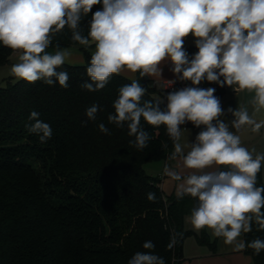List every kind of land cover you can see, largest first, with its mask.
Returning <instances> with one entry per match:
<instances>
[{"label": "clouds", "instance_id": "clouds-1", "mask_svg": "<svg viewBox=\"0 0 264 264\" xmlns=\"http://www.w3.org/2000/svg\"><path fill=\"white\" fill-rule=\"evenodd\" d=\"M98 4L101 0H0V43L19 53L12 75L50 86L58 81L67 88L69 74L57 69L69 53L58 44L54 52L47 51L54 34L67 26L74 42L95 46L86 68L90 79L81 85L89 92L103 89L113 74L125 70L141 77L159 76L161 63L170 60L172 71L182 73L179 79L192 85L206 79L253 94L247 105L229 108L234 119L225 122L219 119L223 109L214 88L186 87L169 93L166 110H161L159 100L141 104L146 89L134 79L119 89L114 113L107 119L117 127L127 122L128 135L134 137L130 143L139 150L151 139L141 126L142 118L153 127L166 126L172 158L179 157L184 169L191 170L186 175L167 171L178 182V199L197 198L187 221L196 231L211 230L237 251L248 247L259 255L264 240L245 243L239 237L251 232L253 224L264 229V185L257 186L264 153L243 146L237 133L246 127L253 133L264 128V119L257 120L264 113V0H102V10L92 14L85 35L81 21ZM190 34L198 48L191 60L183 47ZM98 109L94 104L86 110L89 120L96 119ZM28 119L33 123L25 127L40 142L51 138L50 125L39 119L38 112H31ZM186 121L204 129L195 143L185 145L181 138L187 130L180 126ZM98 127L110 134L104 123ZM148 199L155 201V193H148ZM142 247L152 250L155 245L146 241ZM128 264H165V260L144 251L135 253Z\"/></svg>", "mask_w": 264, "mask_h": 264}, {"label": "trees", "instance_id": "trees-1", "mask_svg": "<svg viewBox=\"0 0 264 264\" xmlns=\"http://www.w3.org/2000/svg\"><path fill=\"white\" fill-rule=\"evenodd\" d=\"M97 10H102V0L81 21L85 35ZM71 36L65 26L47 50L54 52L58 44L63 50L83 52V66L63 64L57 69L69 74L67 88L43 80L9 82L0 88V264H128L135 253L144 251L163 257L165 264H180L183 243L192 236L216 252V241L211 243L205 232L198 236L185 229L197 198L167 197L160 178L146 172V165L173 160L166 126L153 127L142 118L141 126L151 139L139 150L130 143L134 137L128 135L127 122L123 127L109 124L119 89L132 80L113 74L103 89H83L95 46L86 48ZM185 49L198 52L197 47ZM13 53L0 43V67ZM135 80L146 89L141 104L159 100L160 109L166 110L163 89L139 72ZM223 90L224 85L214 95L221 97ZM94 104L99 106L96 119L89 120L86 110ZM33 111L52 129L46 142L25 127L33 123L28 119ZM100 123L110 134L99 130ZM262 185L261 169L257 186ZM150 192L155 201L148 199ZM257 238L264 240V229L253 224L245 243ZM146 241L155 248L144 249ZM247 254L253 264H264V250L255 255L247 247Z\"/></svg>", "mask_w": 264, "mask_h": 264}, {"label": "rangeland", "instance_id": "rangeland-1", "mask_svg": "<svg viewBox=\"0 0 264 264\" xmlns=\"http://www.w3.org/2000/svg\"><path fill=\"white\" fill-rule=\"evenodd\" d=\"M193 37L194 36L190 34L188 37L184 38L183 47L185 51H187L185 48H188L189 43L193 41ZM64 50L69 53L64 64L71 65V66H83L85 64V58H84V54L82 51H80L79 49H64ZM93 51L94 49L91 51V53ZM18 57H19V53L17 51H14V53L10 57L9 63L0 67V88L7 87L9 82L16 83L20 81V79L15 78L11 73V66L19 62ZM172 67L173 65L171 61L165 60L160 65L161 74L159 76H147V77L151 80L152 83H155V82L161 83L163 80L177 79L178 74H175L172 71ZM119 74L130 80L135 77V73H131L126 70L122 71ZM158 88L162 90L163 86L159 85ZM225 89H226V92L219 99L221 103V107L223 109V114L221 115L219 119L225 122H231L234 119V117L232 116L230 112H228V109L232 108L233 110H235L237 107L241 105H247L248 101L251 99V96L253 94L248 93V92H236L233 87H229L227 85ZM167 95L168 94H166V99H167ZM259 119H264V113H261L260 115L257 116V120ZM180 127L182 129L187 130L183 132L182 138H181V143L185 145L187 144V141H189V143H195L197 134L204 129L203 125L200 127H196L189 121H186L185 124L181 125ZM230 130L235 131L234 129H230ZM237 134L241 136V142L243 146H245L249 150L255 148L256 152L258 153H264V128H261L259 133H253L249 128L246 127L244 129H241ZM188 150H189L188 147L184 148L185 153H187ZM172 162H175V159ZM176 162H177L176 169L178 170L179 173H181V175H186L189 171H191V170L184 169L183 162L181 159H179V157H177ZM165 168L166 167L164 163L149 164V165H146V172L154 177H157L161 174L166 173L168 170H171L169 168L165 170ZM261 169H262V178H263V183H264V164H262ZM159 178L162 183V179H161L162 177H159ZM169 181L171 182L173 180H169ZM167 183L169 184V182ZM165 188H167V185L165 186ZM172 196H176V195L173 194ZM186 227L190 231H193L194 233H196L198 236H202V234L205 232L211 243L216 241L215 245H216L217 251L221 248L222 250L223 249L226 250V254L223 255V259L219 260L218 264H221L220 261H222V264H253V259L251 258L250 255L247 254V247H245L242 250L237 251L234 249V246L227 245L224 242H222L223 238H217L213 236L211 233V230L207 228L201 229L200 231H196L191 226V224L187 221V219H186ZM244 237H245V233H242L239 239L245 241ZM190 241H194L195 243L193 251H202V253L203 252L212 253L211 248L209 247L203 248L204 246L203 247L200 246L197 242V239L187 238L183 243V247H184L183 258L184 259L190 258L188 255V249H187L188 243ZM188 263L187 261H184L181 264H188ZM208 263L206 260H203V264H208ZM191 264H199V263L197 261H194ZM213 264H216V262H213Z\"/></svg>", "mask_w": 264, "mask_h": 264}, {"label": "crops", "instance_id": "crops-1", "mask_svg": "<svg viewBox=\"0 0 264 264\" xmlns=\"http://www.w3.org/2000/svg\"><path fill=\"white\" fill-rule=\"evenodd\" d=\"M188 47H196V38L195 37H193V41H191V43H189ZM133 79H135V77ZM133 79H131V80H133ZM164 81H166V80H163L161 83L155 82V83H153V85L156 84L157 87H158L159 85H163ZM225 87H226V84L224 85V90H223L224 92L221 95V97L226 92ZM221 97H219V99ZM176 159H175V162H172L174 159L171 160V161L169 160V161L163 162L165 164V167H166L165 170L169 168L171 170H175V171L178 172V170L176 169V167H177ZM157 177H162L161 178L162 179L161 188H162L164 194L167 197H171L173 194H175L177 183H176V181H171V182L169 181V180H171V178L167 175V172L164 173V174H161V175H159ZM167 182H169V184ZM166 185H167V188H165ZM184 226H185L186 230H189L186 227V218H185ZM189 238H195L196 239L195 236H192V237H189ZM194 244H195L194 241H190L188 243V248L187 249H188V255H189L190 258H186V259L183 258V256H184L183 255L184 247L182 248V259L179 260L180 264L183 263L184 261H187V263L190 262L188 264H191L194 261H197L199 264H203V260H206L207 263L209 262L208 264H213V262H216V264H218L219 260H222L223 259V255L226 254V250H224V249L222 250V248L219 249L218 251L216 250V252H212V253L211 252H203L202 253V251H193L194 250ZM202 247H200V248H202ZM203 248H205V247H203ZM193 254H195V255H193ZM220 263L222 264V261H220Z\"/></svg>", "mask_w": 264, "mask_h": 264}, {"label": "built area", "instance_id": "built-area-1", "mask_svg": "<svg viewBox=\"0 0 264 264\" xmlns=\"http://www.w3.org/2000/svg\"><path fill=\"white\" fill-rule=\"evenodd\" d=\"M188 56H189V60H191V58L194 56L192 53H189L188 51H186ZM179 75H182L179 74ZM179 75L177 79H173V80H166L163 82V90L165 93L169 94L172 92H175L177 90H181L184 89L186 87H198V88H202V89H208V88H214L215 92L218 91L221 88V84L218 82H209L206 79L202 80L200 82L199 85H192L190 80H181L179 79ZM223 77H220V80L223 81ZM171 82V83H169ZM154 87H157L156 84H154ZM158 88V87H157Z\"/></svg>", "mask_w": 264, "mask_h": 264}, {"label": "water", "instance_id": "water-1", "mask_svg": "<svg viewBox=\"0 0 264 264\" xmlns=\"http://www.w3.org/2000/svg\"><path fill=\"white\" fill-rule=\"evenodd\" d=\"M171 206V204L168 205V208ZM176 233V228L174 229V234Z\"/></svg>", "mask_w": 264, "mask_h": 264}]
</instances>
